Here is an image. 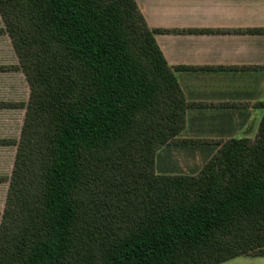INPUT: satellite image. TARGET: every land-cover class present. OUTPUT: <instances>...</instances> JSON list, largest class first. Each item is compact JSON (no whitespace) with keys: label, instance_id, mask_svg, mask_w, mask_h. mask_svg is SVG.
Wrapping results in <instances>:
<instances>
[{"label":"trees","instance_id":"obj_1","mask_svg":"<svg viewBox=\"0 0 264 264\" xmlns=\"http://www.w3.org/2000/svg\"><path fill=\"white\" fill-rule=\"evenodd\" d=\"M29 88L0 213V264H220L264 256V101L256 135L178 137L187 102L136 0H0ZM206 69V68H205ZM235 106L236 104H222ZM215 145L193 175L164 146Z\"/></svg>","mask_w":264,"mask_h":264},{"label":"crops","instance_id":"obj_2","mask_svg":"<svg viewBox=\"0 0 264 264\" xmlns=\"http://www.w3.org/2000/svg\"><path fill=\"white\" fill-rule=\"evenodd\" d=\"M136 3L147 27L157 31L155 41L168 65L194 68L176 73L186 101L207 104L186 110L185 128L178 137L212 141L253 139L263 114L253 105L264 101V0H136ZM3 27L0 17V29ZM15 65L18 60L10 38L0 33V66ZM24 82L21 70H0V102H25L17 97L23 92ZM7 110L24 109L0 108L1 118ZM7 124L3 118L0 120V125L8 127ZM21 126L22 122L19 135ZM19 135L0 134V139L18 140ZM191 147H195L197 159H204L193 173L196 174L218 147ZM10 172L0 176H8ZM220 264H264V256L243 255Z\"/></svg>","mask_w":264,"mask_h":264},{"label":"rangeland","instance_id":"obj_3","mask_svg":"<svg viewBox=\"0 0 264 264\" xmlns=\"http://www.w3.org/2000/svg\"><path fill=\"white\" fill-rule=\"evenodd\" d=\"M24 82L23 92L18 97L19 101H26L29 96V88ZM7 98V97H6ZM8 99V98H7ZM11 99V97H9ZM17 98H12L15 100ZM2 118L8 122V127L0 125V134L7 137H18L21 122H23L24 110H7ZM0 116V120H2ZM195 147L191 146H164L155 158V171L157 174L190 175L193 174L203 163L204 159H197ZM16 147H0V173H9L15 154ZM8 182L0 183V213L4 206Z\"/></svg>","mask_w":264,"mask_h":264}]
</instances>
